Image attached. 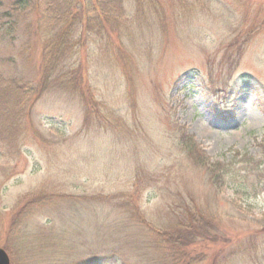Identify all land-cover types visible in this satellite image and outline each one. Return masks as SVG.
<instances>
[{
  "label": "rangeland",
  "instance_id": "obj_1",
  "mask_svg": "<svg viewBox=\"0 0 264 264\" xmlns=\"http://www.w3.org/2000/svg\"><path fill=\"white\" fill-rule=\"evenodd\" d=\"M72 1L61 62L0 21L10 264H264V0Z\"/></svg>",
  "mask_w": 264,
  "mask_h": 264
},
{
  "label": "trees",
  "instance_id": "obj_2",
  "mask_svg": "<svg viewBox=\"0 0 264 264\" xmlns=\"http://www.w3.org/2000/svg\"><path fill=\"white\" fill-rule=\"evenodd\" d=\"M54 1L55 0H0V21H5L9 25H12L16 22H20L21 20H25L27 30L29 32L32 31L31 33L33 34V36L35 35L36 39L43 46V61L51 64H53L54 62L56 63L63 61L69 54V51L71 55H75L76 52L74 51V49L77 46H73L71 48L62 47L64 41L68 39L67 37L63 38L65 31L63 29L66 28L69 24L70 26L74 24L76 26V22L80 19V15L85 10H80V7L78 6L77 8H79V10H77V8L73 5L75 1L72 0H61L62 4H58V1L57 4H51L54 3ZM61 14H64V17H62ZM64 18H66V22L63 25L59 26L64 22ZM52 21H54V23L51 27H49ZM48 27L50 28V30H53V28L56 27L54 37L57 40L53 43L51 41H48L47 39L49 38L42 34L43 30H48ZM79 28H85V26H77V32ZM82 33L83 32L81 31L79 35H81ZM71 35L72 34H69V37ZM81 37H79L78 40H80ZM50 70L51 69L48 67L47 71L45 72L47 75L46 77H43V81L41 82V84L44 85L45 81H47ZM43 92L44 90H41L38 93V99L42 97ZM182 145H187V143L183 142ZM112 242L113 247H109L107 243H105V245L101 243V248L97 249L96 247L95 249L85 253L88 254V257H91L87 258V264H122L121 259L118 255L122 252H119L117 255L114 254L116 260L106 255V252L111 251L117 253L119 251V246L123 243L121 237H116V239ZM101 252L104 253L103 257L100 256Z\"/></svg>",
  "mask_w": 264,
  "mask_h": 264
},
{
  "label": "water",
  "instance_id": "obj_3",
  "mask_svg": "<svg viewBox=\"0 0 264 264\" xmlns=\"http://www.w3.org/2000/svg\"><path fill=\"white\" fill-rule=\"evenodd\" d=\"M0 264H10V260L7 257L6 253L4 250L0 248Z\"/></svg>",
  "mask_w": 264,
  "mask_h": 264
}]
</instances>
